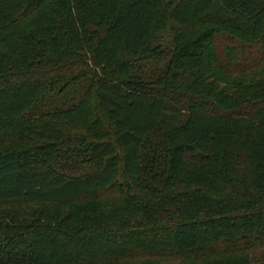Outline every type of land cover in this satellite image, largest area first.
Instances as JSON below:
<instances>
[{
    "label": "trees",
    "instance_id": "16d2710c",
    "mask_svg": "<svg viewBox=\"0 0 264 264\" xmlns=\"http://www.w3.org/2000/svg\"><path fill=\"white\" fill-rule=\"evenodd\" d=\"M0 264H264V0H0Z\"/></svg>",
    "mask_w": 264,
    "mask_h": 264
}]
</instances>
